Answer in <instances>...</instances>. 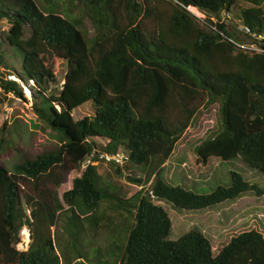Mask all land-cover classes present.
Returning <instances> with one entry per match:
<instances>
[{"label": "trees", "instance_id": "1", "mask_svg": "<svg viewBox=\"0 0 264 264\" xmlns=\"http://www.w3.org/2000/svg\"><path fill=\"white\" fill-rule=\"evenodd\" d=\"M72 2L84 6L93 35L83 20L60 15L54 0H0V23L8 24L0 34V84L23 102L31 100L36 118L60 139L53 151L25 159L12 172L0 161V264H264L259 230L232 236L214 253L195 229L171 240V219L157 203L202 210L264 194L235 171L229 186L208 194L168 186L160 176L200 109L215 103L219 131L195 146L198 161L240 158L264 176V0ZM237 3L245 7L233 28L218 20L200 26L189 10L220 18ZM55 59L67 63V72L60 89L51 92ZM87 104L93 114L74 120V110ZM7 145L1 138L0 160ZM120 150L123 167H139L145 175L127 199L100 184L93 164L118 157ZM57 167L81 172L62 195L65 210L47 181ZM104 203L127 214L124 238L112 245V262L91 245L108 220L100 213ZM61 210L70 239L61 250L62 263L45 229ZM24 227L31 242L19 250Z\"/></svg>", "mask_w": 264, "mask_h": 264}, {"label": "rangeland", "instance_id": "2", "mask_svg": "<svg viewBox=\"0 0 264 264\" xmlns=\"http://www.w3.org/2000/svg\"><path fill=\"white\" fill-rule=\"evenodd\" d=\"M54 1L60 15H69L83 20L89 34H94L91 22L83 18L84 6L76 5L72 0ZM243 7H245V3H237L232 13L229 15L223 13L220 18L205 14L194 7H190L189 10L197 17L200 26L210 27L208 20L214 23L218 20L226 23L227 27L233 28L240 23L237 16ZM7 29L8 24L6 22L0 23V34ZM247 40L250 43L254 42L250 39ZM55 67L57 83L50 85L51 92H57L63 85L67 63L64 60L55 59ZM2 71L3 68L0 65V72ZM92 114L93 107L91 104H87L74 110L73 118L77 121ZM219 127L218 103L200 109L191 126L177 142L172 155L164 164L160 174L164 183L168 186L181 187L196 194H208L219 186H229L231 182L230 173L235 171L251 184H255L264 190V176L256 170L248 168L240 158L230 161L210 158L206 165H202L198 161L195 146L201 141L213 137L219 131ZM1 138L5 139L8 145L5 149L7 155L0 161L10 172L13 171L14 165L25 159H33L40 154L53 151L60 141L56 132L36 118L31 100L23 102L14 97L13 94L6 93L0 84ZM119 152L121 154L116 158L120 160L123 151L120 150ZM120 161L117 164L112 163V160L106 157L105 160L93 164H97L100 184L106 186L110 192L117 194L120 198L127 199L140 189V184L144 183L145 175L139 167L129 165L123 167ZM118 168L121 169L120 172H118ZM80 175V171H64L57 167L47 178L49 186L54 189L55 202H60L64 210L67 205H65L62 195L71 189L73 179ZM131 179H141L142 183L131 181ZM157 203L167 211L171 219L172 225L169 235L171 240H176L188 231L195 229L210 240L214 253L232 236L243 231L257 229L264 235V194L259 196L252 193L244 194L236 200L225 201L202 210H182L176 209L164 201H157ZM64 210L56 211L52 220L49 218L45 224V229L56 241V253L60 254L61 263V250L66 249L65 245L70 240L63 229L67 220ZM100 213L105 215L108 220L100 225L97 230L98 235L92 240L91 245L92 248L99 247L100 256L112 262L115 253L112 245L124 238L123 227L127 220V214H120L109 203H104L101 206ZM22 232L23 241L17 245V249L26 250L31 242V237L27 227H24ZM27 232L29 233L28 236H26ZM90 254L92 256L95 254L91 248Z\"/></svg>", "mask_w": 264, "mask_h": 264}, {"label": "built area", "instance_id": "3", "mask_svg": "<svg viewBox=\"0 0 264 264\" xmlns=\"http://www.w3.org/2000/svg\"><path fill=\"white\" fill-rule=\"evenodd\" d=\"M107 158L109 159V160H116V161H120L119 159H117L116 157H108L107 156ZM29 235V233L27 232V235L26 236H28Z\"/></svg>", "mask_w": 264, "mask_h": 264}, {"label": "clouds", "instance_id": "4", "mask_svg": "<svg viewBox=\"0 0 264 264\" xmlns=\"http://www.w3.org/2000/svg\"><path fill=\"white\" fill-rule=\"evenodd\" d=\"M109 157V156H108Z\"/></svg>", "mask_w": 264, "mask_h": 264}]
</instances>
